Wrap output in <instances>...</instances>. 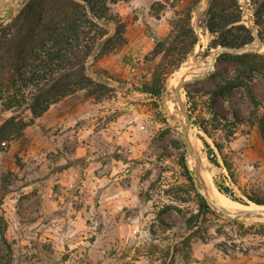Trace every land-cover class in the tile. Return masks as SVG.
Returning a JSON list of instances; mask_svg holds the SVG:
<instances>
[{
	"label": "rangeland",
	"instance_id": "rangeland-1",
	"mask_svg": "<svg viewBox=\"0 0 264 264\" xmlns=\"http://www.w3.org/2000/svg\"><path fill=\"white\" fill-rule=\"evenodd\" d=\"M27 1L0 0V25L11 23ZM152 2L140 10L139 26L144 35L139 44L145 48L155 44L154 51L132 49L123 62L108 55L103 69L91 60V77L103 83L105 90L93 96L80 91L56 103L60 104L52 115L45 117V113L35 120L23 138L0 139V264H264V220L228 217L211 206L213 213L200 215L198 223L194 219L199 214L197 193H202L197 168L202 156L205 172L215 186L229 188L234 199L227 197L243 205L256 204L251 199L264 202V140L258 126L243 123L228 129L235 132L233 137L215 131L211 139L193 125L195 119H189L186 86L183 116L170 114L166 105L172 91L176 92L172 83L183 70L208 66L220 48L211 49L207 0L193 13L199 43L176 71L161 78L165 91L159 99L142 93L144 84H150L155 75L160 78L163 58L155 55L160 37L151 18L163 15L165 29L170 32L169 21L175 12L196 0ZM239 2L243 24L250 21L246 26L255 41L238 53L263 54L254 16L263 0ZM120 20L123 22V17ZM178 60H168L165 72L172 71ZM234 69L224 63L219 78L190 85L192 96H196L195 118L205 116L210 99L198 95V90L234 80L238 77ZM215 70L216 63L211 73ZM254 89L262 103L258 113L263 115L264 80L257 79ZM233 90L231 96L218 99V108L229 113L236 109L249 120L255 111L250 100L241 86ZM20 115L31 118L30 112ZM10 116H0V128ZM184 134L198 142L200 159H191ZM202 138L213 149L218 165L209 160L210 151ZM213 139L222 145L231 171L224 166ZM182 155L195 185L182 174ZM191 218L193 230L188 222ZM196 230L187 261L181 244Z\"/></svg>",
	"mask_w": 264,
	"mask_h": 264
},
{
	"label": "trees",
	"instance_id": "trees-1",
	"mask_svg": "<svg viewBox=\"0 0 264 264\" xmlns=\"http://www.w3.org/2000/svg\"><path fill=\"white\" fill-rule=\"evenodd\" d=\"M120 1L129 0H28L11 23L0 25V116L11 113L0 128L2 142L9 141L11 137L23 138L26 128L61 100L80 91L93 96L107 88L91 77L90 61L93 57L95 60L100 59L126 44L125 25L113 10ZM201 1L196 0L190 7L176 11L175 17L169 21V35L156 39L155 55L163 56L159 64L162 75L160 78L155 75L150 84H144L142 93L161 98L165 91L161 78L176 71L198 45L199 39L195 35L192 19ZM242 14L239 0L210 1L206 12V29L213 38L211 49L228 47L236 51L220 55L214 72L186 85L189 119H195L193 125L211 139L215 131H224L233 137L235 132L228 129H236L247 123L250 127L258 126L264 140V114L258 113L262 103L254 89L257 79L264 80V53H238L255 41L253 31L243 24ZM254 16L255 25L259 28L256 35L264 44V0L258 5ZM115 41L118 43L113 44ZM170 59L179 60L172 66L173 70L166 73L163 68ZM224 63L232 64L238 77L216 82L212 89L198 90V95L210 99L205 116L195 118L196 96H192L190 85L210 77L219 78ZM239 86L255 110L251 112L249 120L236 109L229 113L218 108V99L231 96L233 89ZM21 112H30L31 118L27 120L20 115ZM202 141L210 151L209 160L218 165L210 144L205 138ZM213 141L224 166L231 171L230 164L222 154V145ZM180 166L184 178L195 185L185 155L181 156ZM216 186L221 193L234 199L229 188L217 183ZM197 197L199 214L194 217L196 223L200 215L213 213L206 197L202 193H197ZM251 201L258 205L264 204L262 200ZM192 221L193 218L188 220L191 230ZM197 233L198 230L192 232L182 241L183 257L187 261L190 259L193 237ZM173 250L175 253L180 251L176 246Z\"/></svg>",
	"mask_w": 264,
	"mask_h": 264
},
{
	"label": "bare ground",
	"instance_id": "bare-ground-1",
	"mask_svg": "<svg viewBox=\"0 0 264 264\" xmlns=\"http://www.w3.org/2000/svg\"><path fill=\"white\" fill-rule=\"evenodd\" d=\"M0 7L2 8V6H0ZM246 14H247V12H246ZM206 68H207V65H205L202 68L197 67V66L185 68L176 80H174V81L172 80L173 83L172 82L171 83L175 87L176 90L175 89L174 90L176 92L174 93L172 91L171 101L166 102V105L168 107V111L170 114L176 115L177 118L183 114L182 103L184 100V92H183L184 83L188 80L195 78V77L201 76L205 72ZM184 110H186V109H184ZM178 120L180 121V118ZM187 138H188V140L192 146V155H191L192 157H191V159H195V157L201 155L199 150H198V142L195 139L191 138L190 135H188ZM202 157L200 160V165L197 167L200 171L199 176H198V181H199L200 189H201L203 195L208 200L210 206L217 212L232 213V214L238 215L239 218H243V219L254 218V219L264 220V206L257 205L254 203H252L250 205H243V204H241V203H239V202H237V201H235V200H233V199H231V198L227 197L226 195H223L222 193L219 192V190L216 188L212 178L205 172L206 167H205V164L203 163L204 158L202 159Z\"/></svg>",
	"mask_w": 264,
	"mask_h": 264
},
{
	"label": "crops",
	"instance_id": "crops-1",
	"mask_svg": "<svg viewBox=\"0 0 264 264\" xmlns=\"http://www.w3.org/2000/svg\"><path fill=\"white\" fill-rule=\"evenodd\" d=\"M148 1H153L152 3H154L155 1H160V0H129V1H120L116 5H114L113 8H116L117 9L116 11L120 15V17H123L124 19L123 23L125 22L128 23L126 27L127 32L125 33V37L129 39V43L121 47L122 49L119 53L115 54V51H114L96 60H95V57H93L91 58L92 62H97L99 67L103 69V67H105L106 65L105 61L108 58V55H111L109 57L113 56V58L115 59L117 58L118 60L123 62L126 54L129 53V51H131L132 49L138 50V49L143 48L144 51H146L147 53L154 51L155 44H146L147 48H145L146 46L144 44H139L140 40L142 39V36L144 35V29H140V26H139V24L142 23V15H140V12H141L140 10L142 9L144 10V6L147 5ZM128 16L131 17V21L128 20ZM151 19H155V26H157L155 33L157 34V36H159L160 38L167 37L170 32H169V29L167 30L165 29V24H164L165 17L161 15L160 18L152 17ZM147 23H150V22H147ZM112 33L113 31L111 29V34ZM59 104H54L49 109V111L45 114V117H47L48 115H52L53 109L54 108L58 109Z\"/></svg>",
	"mask_w": 264,
	"mask_h": 264
},
{
	"label": "water",
	"instance_id": "water-1",
	"mask_svg": "<svg viewBox=\"0 0 264 264\" xmlns=\"http://www.w3.org/2000/svg\"><path fill=\"white\" fill-rule=\"evenodd\" d=\"M210 1L211 0H207V8H208V6H209V4H210ZM200 47V49L201 48H203V46H199ZM246 48V47H245ZM244 49V48H243ZM242 49V50H243ZM236 50L235 49H232V48H228V47H220L218 50H216L214 53H213V57H212V60L209 62V64H208V66H207V68H206V71L201 75V76H198V77H195V78H193V79H191V80H188V81H186L185 83H184V86H186L189 82H192V81H196V80H199V79H203V78H205L211 71H212V68H213V66H214V64L217 62V59L219 58V56L220 55H222L223 53H225V52H235ZM241 51V50H240ZM239 51V52H240ZM195 61H196V59H195ZM183 139H184V141H185V143H186V146H187V149H188V151H189V153H191L192 154V146H191V143L189 142V140H188V138H187V134H184V136H183ZM196 159H200V157L199 156H197L196 157ZM223 214H225L226 216H228V217H236V216H238V215H235V214H232V213H223Z\"/></svg>",
	"mask_w": 264,
	"mask_h": 264
},
{
	"label": "built area",
	"instance_id": "built-area-1",
	"mask_svg": "<svg viewBox=\"0 0 264 264\" xmlns=\"http://www.w3.org/2000/svg\"><path fill=\"white\" fill-rule=\"evenodd\" d=\"M249 22H250V21H248L246 25H248ZM248 27H249V25H248Z\"/></svg>",
	"mask_w": 264,
	"mask_h": 264
}]
</instances>
